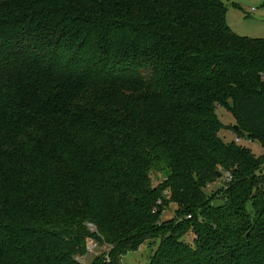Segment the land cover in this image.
Wrapping results in <instances>:
<instances>
[{"label": "trees", "instance_id": "16d2710c", "mask_svg": "<svg viewBox=\"0 0 264 264\" xmlns=\"http://www.w3.org/2000/svg\"><path fill=\"white\" fill-rule=\"evenodd\" d=\"M226 10L0 0V264H83L89 239L90 264L144 243L147 264H264V38Z\"/></svg>", "mask_w": 264, "mask_h": 264}, {"label": "rangeland", "instance_id": "374dc122", "mask_svg": "<svg viewBox=\"0 0 264 264\" xmlns=\"http://www.w3.org/2000/svg\"><path fill=\"white\" fill-rule=\"evenodd\" d=\"M233 1L238 5V7H234L232 5ZM262 1L263 0H224L227 9L226 22L229 27L241 36L264 38V5L262 4ZM216 113L223 123H232L233 118L224 107H218ZM224 130L225 129H222L219 132V136L222 140L228 141L232 138L231 134L225 132ZM226 130L231 131L228 128ZM247 145L255 155H259L261 153V146L257 141L249 144L247 143ZM217 185L218 183L215 181L209 189L207 187L205 188L206 192L211 193L212 191H215L217 189ZM160 201L162 204V200ZM164 207L165 211L163 212V216L166 217L171 215L173 212V205L168 203L164 205ZM192 238L193 235L189 234L185 237V240L190 242ZM155 246L156 245L144 243L138 250L125 253L121 257L122 264H147L149 255L156 248ZM107 250V245L98 243L95 254L90 255L83 264H90L93 258L95 260L99 256L104 257Z\"/></svg>", "mask_w": 264, "mask_h": 264}, {"label": "built area", "instance_id": "2783aa9c", "mask_svg": "<svg viewBox=\"0 0 264 264\" xmlns=\"http://www.w3.org/2000/svg\"><path fill=\"white\" fill-rule=\"evenodd\" d=\"M234 140L235 142L239 143L241 142V138L239 137H234ZM247 142H250V140H247ZM231 179V174L229 171H225L221 174L220 178L216 181L218 183L217 187H225L226 184L230 181ZM211 184H208L207 185V188H210ZM164 195H168V190L164 191ZM168 197V196H167ZM157 204H161V201L158 200L157 201ZM154 210H156V208H154ZM188 217H190L188 215ZM88 227H89V230L91 232H95L96 229H95V226L88 223L87 224ZM98 246V242L96 240H93V239H90V241H88L87 245H86V250H85V253L83 256H81L80 258H78V260L81 262V263H85L86 262V259H88V257L90 255H93L95 254L96 252V247ZM107 258V257H106Z\"/></svg>", "mask_w": 264, "mask_h": 264}, {"label": "crops", "instance_id": "0c3cea01", "mask_svg": "<svg viewBox=\"0 0 264 264\" xmlns=\"http://www.w3.org/2000/svg\"><path fill=\"white\" fill-rule=\"evenodd\" d=\"M226 109V108H225ZM227 110V109H226ZM228 111V110H227ZM229 112V111H228ZM230 113V112H229ZM231 114V113H230ZM232 116V115H231ZM232 118H233V116H232ZM233 123H235V121H234V118L232 119V123L231 124H233ZM225 124V123H224ZM225 125H230V124H225ZM225 132H227V133H230L231 134V139L230 140H232V139H234V137H235V134L232 132V131H229V130H224ZM229 141V140H228ZM253 142H255V141H253ZM253 142H251V143H253ZM247 143H245V145H246ZM249 144V143H248ZM246 146H248V145H246ZM261 152H262V148H261Z\"/></svg>", "mask_w": 264, "mask_h": 264}, {"label": "water", "instance_id": "95a60500", "mask_svg": "<svg viewBox=\"0 0 264 264\" xmlns=\"http://www.w3.org/2000/svg\"><path fill=\"white\" fill-rule=\"evenodd\" d=\"M233 127L235 128V129H237L238 128V125L237 124H233ZM221 176V172H218V177H220Z\"/></svg>", "mask_w": 264, "mask_h": 264}]
</instances>
